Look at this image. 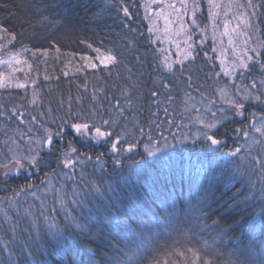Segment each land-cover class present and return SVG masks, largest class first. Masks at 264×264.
<instances>
[{"label":"trees","instance_id":"1","mask_svg":"<svg viewBox=\"0 0 264 264\" xmlns=\"http://www.w3.org/2000/svg\"><path fill=\"white\" fill-rule=\"evenodd\" d=\"M213 3L215 7L209 0H156V3L152 0H0V23L17 34V39L7 45V51L0 52V57L8 60L11 54H16L20 61L18 64L13 61L12 68L16 71L0 64V74L7 85L0 87L3 113L0 161L6 155L11 156L4 143L9 137L19 141L21 149L34 147L20 140V132L27 133L30 127V135L42 136L45 127L56 130L60 117L68 123L87 120L97 124L102 118L111 117L117 125L109 130L139 143L132 152H122L121 164L115 165L107 144L81 137L65 126L67 135L58 141L59 149L64 150L71 141L92 160L77 164L74 170L62 164L58 167L56 157L61 156V151L52 154L44 149L39 169L12 175L7 183L0 178V264H148L153 256L187 247H200L213 257L215 264H264V196L261 195L264 175L260 167L250 171L248 161L239 159L246 155L244 149L233 158L223 156L203 140L194 142V136L177 142L178 134L195 124L196 111L184 110L185 103L200 108L202 96L195 88L202 86L206 97L215 98L222 105L218 94H214L217 86L227 84L232 94L233 84L250 85L254 78L259 87L264 77L259 64L253 66L251 61L248 62L251 70L243 78L239 76L240 69L231 78L224 74L239 62L246 49L247 55L264 60V55L255 57L252 51L264 53V0H252L254 9L248 7V0H213ZM125 6L129 8L130 18L124 16ZM243 19L249 20V27L245 28ZM226 23L229 35L224 33ZM126 24L135 31H130ZM227 36L231 37V44ZM89 43L102 50H114L120 54L121 63L105 67L95 61L96 53L87 47ZM219 45L230 55L225 58L228 68L222 66ZM56 47L60 48V54L55 52ZM44 49H48L46 55ZM189 51L195 60H184L183 65L174 63L175 74L164 68L166 55L173 58L169 62H175ZM137 56L146 63H138ZM81 57H92L97 67H88ZM182 67L193 70L192 89L186 87L188 72L182 76L179 71ZM217 72L219 76L214 75ZM207 75L212 78L207 79ZM162 80L170 82V90L161 87ZM17 82L25 87H15ZM124 89L128 90L131 104L121 95ZM153 90L161 93V101H165L170 91L173 102L165 101L158 108L153 103L156 98L150 96ZM117 99L125 109L123 116L111 107ZM165 107L169 109L168 115L163 111ZM93 111H99L100 116H92ZM260 111L261 106L253 101L246 107L244 120L236 117L230 128L242 127L249 113L258 115ZM154 112L158 115L153 116ZM20 113L24 114V123L17 119ZM32 116L37 119L32 121ZM54 117L57 119L52 123ZM169 119L174 121L172 125L167 123ZM153 121L160 124L159 130ZM141 126L144 136L137 130ZM160 132L168 137L170 145L149 156L143 147L149 143L147 135H152L151 143L164 141L159 137ZM170 133L177 139L173 140ZM238 142L245 144L246 139L241 135ZM228 143L229 147L234 146L232 140ZM258 145L250 150L251 156L264 159V147ZM100 153H104L103 168L96 163ZM233 161L242 164L243 178L230 166ZM65 172L73 179L64 178ZM42 180L45 182L41 183ZM226 181H230L229 187L235 185L233 192L239 188L248 197L237 216V219L243 217L242 228L233 225L229 229L232 220L227 214L219 228L212 227V221L220 214L217 189L225 190ZM26 183H32L33 187L10 203L7 197L13 195V189L18 190L19 185ZM62 185L63 204L56 192ZM201 211L206 215L202 216ZM45 217L49 218L48 222ZM53 219L56 226L49 227ZM13 224L18 225L15 234L11 231ZM220 229H226L222 236L217 235ZM204 241L213 246L211 250L204 249ZM5 243L13 253L10 260L9 252L4 250ZM141 243L144 247L137 253ZM132 254L134 258L129 260Z\"/></svg>","mask_w":264,"mask_h":264},{"label":"snow or ice","instance_id":"2","mask_svg":"<svg viewBox=\"0 0 264 264\" xmlns=\"http://www.w3.org/2000/svg\"><path fill=\"white\" fill-rule=\"evenodd\" d=\"M153 3H156V0H152ZM210 4H212L214 7L216 6L213 3V0H209ZM171 7V5H170ZM248 7L255 8L256 5L252 3V0H248ZM145 8L147 10L148 6L145 5ZM122 11L124 13L125 18H130L131 13L129 11L128 7H123ZM244 15L243 13L241 14ZM45 19H47L45 17ZM166 25L169 23V21L165 20ZM242 23L244 24L245 28L249 27V20L243 19ZM192 24H196V20H192ZM125 27H128L130 31H135V29L131 28L130 24H126ZM183 28V24L181 25ZM239 25H237V28ZM225 29L227 34V23L225 24ZM149 32L152 31V28L148 29ZM232 31H236V29H233ZM243 34V33H240ZM17 39V34L9 28L5 27L2 23H0V52L7 51V45H12L13 42ZM190 39V37H189ZM7 42V44L5 43ZM247 40H245V44H247ZM131 43V41L129 42ZM154 43V41H152ZM232 43L231 37L229 38V44ZM14 46V45H13ZM88 48H92L93 51L96 53V56L94 58L95 61H98L100 64L104 65L105 67L108 66H116L121 63L120 54L116 53L112 49H103L101 47H93L91 43L87 45ZM191 47V45H189ZM24 51H28L27 48L24 49ZM41 51V50H37ZM252 51L255 53V57H260L264 55V53L257 52L255 49H252ZM48 52V49H44L43 53L46 55ZM55 52L57 54H60L61 50L59 47L55 48ZM35 55V53H33ZM205 55H207L205 53ZM83 60L87 61V66L91 68H96L97 64L94 62L92 57H81ZM189 58H192V60H195V57L191 51L187 52L182 60L175 61V62H169L168 58L165 57L163 60V66L167 69L169 73L175 74L176 69H174V63H179L183 65L184 60H188ZM136 60L138 63H141L142 65L146 63V60H141L139 56L136 57ZM13 61H15L17 64L20 63V61L17 59L16 54H11L8 60H4L2 57H0V64H7L10 68H12ZM238 63H234L232 65L231 71H225L224 74L227 76H232L236 73L237 69H240L239 76L243 78L245 72L250 71V65L249 61L252 62L253 66L255 64H259V67L262 72H264V60H258L255 59L251 55H247V49L245 50V55L238 58ZM12 71H16L15 68H12ZM181 72V75H184V72L187 71L188 75L185 77V83L186 87L188 89H192L194 86L193 81V75H192V69H185L181 68L179 69ZM129 73L131 74V70L129 69ZM67 75V73H65ZM215 76H219L220 73L217 72L214 74ZM9 78H11V74H9ZM207 79H211V75L206 76ZM45 79H48L46 76ZM260 86L257 87V82L253 78L252 83L250 85H242L240 87H237L235 84L232 85V87L235 89V91L232 94H229V86L227 84L223 86H217V88L214 90V94H218L219 100L222 102L221 106H217V100L215 98H209L206 97L204 92L201 91V87H197L194 90L198 92L202 97H204L208 101V106L204 109L203 112L199 108H196V106L193 104L191 106H188L185 103V111H189L190 109L195 110L198 115L195 116L194 121L196 124L200 125V127L197 129V131L193 134L194 136V142L197 140H203L204 142L208 143L209 146L215 147V149L220 152L223 156H229L236 158L238 154L241 153V150L244 149L246 155L240 156L239 159L241 161H248L249 164V170H254L256 166L260 167L261 172H264V159H261L256 156H251L250 150L252 149L253 145L255 144H261L262 147H264V77H262L259 81ZM7 85L4 82V76L3 74H0V87H6ZM15 87L17 88H24L25 84L22 83H16ZM161 87L164 89L170 90V82L161 81ZM121 95L125 97V101L128 104H131V99L128 94V90L124 89L121 92ZM185 95L188 96V99H192V97L189 95L188 92H185ZM150 96L153 98H156L153 103L157 105L159 108V105L163 102L172 103L174 100L173 95L169 93L165 96V101H161L159 98L161 96V93L158 90H153L150 93ZM93 99L95 100V96H93ZM255 102L257 105L261 106V111L259 114V118L257 119V114L255 112H251L248 114L245 119L249 120V123L244 124L242 127H236V128H230V124L235 122L236 117H244L246 112V107L251 105L252 102ZM35 100H33V103ZM63 103V102H61ZM223 105H226L227 107H224ZM111 107L115 108L117 112L123 116L125 109L120 106L119 99L116 100L115 104L111 105ZM71 109V99L69 98V110ZM215 109V110H213ZM163 111L165 115L169 114V109L167 107L163 108ZM0 115H3L2 112H0ZM13 115H16L15 110H13ZM69 115H71V112L69 111ZM92 116H100L99 111H93L91 113ZM153 116H157L158 113L154 112L152 113ZM23 113H20L19 116H17V119L20 120L21 123H24L23 120ZM78 116V114H77ZM32 121H35L37 118L35 116H32ZM56 117L53 118L52 123L56 122ZM60 123L57 125V128L55 131H53L51 128L45 127L43 129L44 134L42 136L33 137L30 135L32 132V128L29 127L28 132H20V140L26 141L28 145H35L34 147L29 146L26 149H21L19 141L16 139L9 137L8 140H5V145L8 147V152L11 153V156H5L4 161H0V177L3 178L4 183H7L8 180L11 178L12 173H22V172H28L31 169H39L40 165L43 161V157L41 153L44 151V149H47L49 153L54 154L57 151H61L58 147V141L63 140L64 137L67 135L65 132V126L72 129L81 137L89 138L90 140L96 141L97 143H100L103 141L105 144L108 145V151L113 154V163L115 165H120V154L122 152H132L135 148L139 146V143L134 138H129L127 135L122 133H114L113 131L109 130L110 128L117 125V121L115 119H112L109 117L108 119H101L100 123L97 124L95 121H92L91 123L87 120L85 121H73L71 123H68L67 120H64L62 117L59 118ZM155 124V128L157 130L160 129V124L155 123V121L152 122ZM169 125H172L174 123L173 120L169 119L167 121ZM107 126V127H105ZM176 127H180V125H176ZM186 127V125H185ZM251 129L253 132L259 133L260 137L262 139H257L256 137H252L251 142L240 144L238 142L239 137L241 135L244 138H248L250 136V132L248 129ZM138 133L140 136L145 135L144 127H138ZM17 131H19L17 129ZM152 132V129L149 128V133ZM89 133H91V136L89 137ZM173 140H176V135L174 133H170ZM114 137V138H113ZM160 139L164 140L163 147H168V137L164 136L163 132L159 133ZM187 135L183 136V139H187ZM9 140L11 141V146H9ZM147 140L149 143H145L143 145L145 151L149 156H152L154 152L161 151V145L159 143V140H156L155 144H152L151 141L153 140L152 135H147ZM229 140L233 141L234 146L229 147ZM179 142V141H177ZM75 153V157H73L71 154ZM104 153H100L96 156V163L103 168L104 161L102 160ZM83 157V159H81ZM251 157V159H249ZM59 167L60 164L63 165L64 168L68 169H75L77 164H82L85 161L92 160V157L89 156L87 153H80L78 149L73 146L71 141H69L66 145V148L61 151V156L56 157ZM254 162V164H253ZM229 163V162H226ZM234 172L238 173L241 178L245 175V172L243 170L242 164L235 163L234 161L231 162L230 165ZM53 174H55V169H53ZM64 178L66 179H73L72 175H69V173L65 172L62 174ZM83 176V173H81ZM45 176L47 177L48 174L45 173ZM234 178V177H233ZM25 180H28V176H25ZM45 181L42 180L41 183H44ZM230 181L225 182V190L217 189V191L220 192L219 200H218V207L217 212L220 213L218 218L216 220L212 221V227L219 228L220 223L224 220L225 215H230L232 223L228 225V228L231 229L233 225H236L237 227H243L241 220L237 219V216L240 215V209L241 205L244 204L248 197L243 196L239 188H236V191H232V187H235V185H232V187H229ZM49 187H51V181H48ZM33 187L32 183H26L23 185L18 186V190L13 189V195L10 197H7L8 201L10 203H14L15 198L19 197L22 193L28 192ZM56 192L59 195L60 203L63 204L64 195L63 192V185L61 188L56 189ZM30 195L35 197L36 199H40L36 195L35 192H30ZM73 195H77V193L73 192ZM261 195L264 196V187L261 189ZM238 197H241V199H238ZM75 202V201H73ZM41 204H43V201H41ZM222 210V211H221ZM202 216L206 215L203 211L200 213ZM31 215V213H29ZM43 215V213H41ZM5 216L7 218V213H5ZM48 217H45V222H48ZM17 224H13L11 227V231L15 234L17 229ZM56 223L55 220H52V223L49 225V227H55ZM79 227V225H78ZM205 227H208V225H205ZM226 233V229H220V232L217 233L218 236H222ZM185 236L187 237L188 234L185 233ZM204 249L211 250L212 245H210L207 241L203 242ZM144 247V244L141 243L136 249V252L139 253L141 249ZM4 250L9 252L8 259H11V256L13 253L11 250H9L7 243H5ZM135 254L129 255L128 259L132 260L134 258ZM179 257L182 259H171V257ZM148 264H215V261L212 256L206 255L204 251L201 250L200 247H187L185 249H172L171 251L164 252L160 256H153L149 261Z\"/></svg>","mask_w":264,"mask_h":264},{"label":"rangeland","instance_id":"3","mask_svg":"<svg viewBox=\"0 0 264 264\" xmlns=\"http://www.w3.org/2000/svg\"><path fill=\"white\" fill-rule=\"evenodd\" d=\"M162 14V13H161ZM163 15V14H162ZM228 25V24H227ZM224 27H225V25H224ZM186 28H188V27H186ZM226 32V29L224 28V33ZM225 35V34H224ZM227 35H229V30H228V28H227ZM226 36V35H225ZM228 37V36H227ZM229 38V37H228ZM219 51L222 53V55H223V60H224V64L222 65L224 68H228V62H227V60H225V58H226V53H225V51L223 50V48L219 45ZM184 54V53H183ZM166 57H168V59H173V58H171V57H169L168 55H166ZM228 57H230V55H227V58ZM230 78H231V76H229ZM223 86V85H222ZM188 97V96H187ZM199 104H200V110H201V112H203L204 111V109L208 106V101L204 98V97H202V98H200L199 99ZM217 106H221L218 102H217ZM224 107H227L226 105H223ZM260 114V113H259ZM259 114L257 115V119L259 118ZM195 116H197L198 115V113L196 112L195 114H194ZM195 116H194V118H195ZM241 120H244V118L243 117H239ZM249 121V120H248ZM248 121L247 122H245L244 124H247L248 123ZM195 123V122H194ZM244 124H242L241 126H243ZM200 127V125H198V124H194L192 127H189V129H185L184 131H182V132H180L179 134H178V141L180 142V141H184V140H186V139H183V136L184 135H187V139H190L191 137H193V134L197 131V129ZM192 129V130H191ZM248 131L251 133H253L252 135H251V137L249 136L248 138H245L246 139V142L245 143H249V142H251V139H252V137H256L257 139H258V137H260V134L259 133H256V132H253L250 128L248 129ZM260 139H262L261 137H260ZM259 140V139H258ZM159 143H160V145H161V148L163 147V144H164V141H162V140H160L159 141ZM152 144H155L154 142L152 143ZM170 145V141H168V146ZM254 147L255 146H259L258 144H255V145H253ZM29 172V171H28ZM28 172H22V173H19L20 175L21 174H27ZM263 173V175H264V172H262ZM17 173H12V175H16ZM11 175V176H12ZM0 178H2V177H0Z\"/></svg>","mask_w":264,"mask_h":264}]
</instances>
